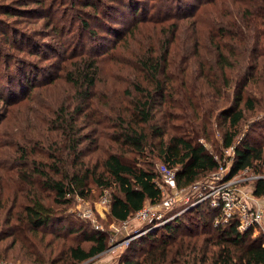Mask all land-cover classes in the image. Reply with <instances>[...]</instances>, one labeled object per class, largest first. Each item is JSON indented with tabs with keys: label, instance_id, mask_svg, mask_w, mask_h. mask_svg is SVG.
Listing matches in <instances>:
<instances>
[{
	"label": "trees",
	"instance_id": "obj_1",
	"mask_svg": "<svg viewBox=\"0 0 264 264\" xmlns=\"http://www.w3.org/2000/svg\"><path fill=\"white\" fill-rule=\"evenodd\" d=\"M175 1L183 3L176 23L148 36L139 26L147 19L129 28L137 74L121 90L119 97L129 99L122 108L107 103L105 112H90L99 83L96 58L65 67L63 80L75 90L76 104L70 111L65 103L50 111L52 118L44 122L49 134H41L49 157L25 161L19 179L31 189L21 201L13 200L0 221L2 238L11 237L10 249L18 247L29 263L81 264L104 252L102 232L91 228L85 236L83 224L70 225L54 209L68 206L75 197L87 199L92 187L101 193L112 190L109 217L125 222L146 202L161 201L162 179L155 162L173 170L176 187L186 189L214 174L222 153L232 148L226 178L244 170L259 175L249 192L264 197V0ZM7 5H0V17L18 19L23 5L12 11ZM0 33V39H8L3 28ZM182 59L185 67L179 70ZM175 121L184 126L175 127ZM90 126L95 127L92 135L83 133ZM215 132L220 145L213 140ZM86 141L102 156L85 160L80 147ZM202 141L212 142L213 151ZM51 143L60 147L52 151ZM17 153L28 155L25 150ZM127 153L133 158H125ZM201 205L147 232L144 247L133 242L118 264H264V235L254 238L253 228L239 230L236 216L223 222L219 208ZM80 231L85 239L77 243ZM85 241L89 246L80 245Z\"/></svg>",
	"mask_w": 264,
	"mask_h": 264
},
{
	"label": "rangeland",
	"instance_id": "obj_2",
	"mask_svg": "<svg viewBox=\"0 0 264 264\" xmlns=\"http://www.w3.org/2000/svg\"><path fill=\"white\" fill-rule=\"evenodd\" d=\"M6 4H9L7 6L11 11L21 5L23 7L17 10L20 13L18 19L7 17L6 21V17H0L3 20L0 28L4 29L8 38L0 39V98L5 99L4 104L0 103V221L13 200L21 201L24 193L31 189L19 179V171L25 161L44 162L49 157L50 147L45 144L41 134L44 137L49 134L44 122L52 118L50 111L61 103L67 104L70 111L76 104L75 90L63 80L65 67L71 68L72 62L84 57L96 58L99 83L94 92L96 106L90 112H105L107 103L114 108H122L129 99L119 97L121 90L126 79L137 74L134 69L136 59L132 55L134 37L129 28L137 20L147 19L150 22L139 24L147 36L152 30L159 31L162 26L177 22L175 14L183 3L175 0H0V5ZM166 18L169 21L163 23ZM1 36L3 34L0 33ZM10 39L13 43L6 45L5 42ZM177 65L179 70L185 67L184 59ZM1 112L5 118L3 121ZM83 121V117L80 118L79 124ZM173 125L178 128L184 126L176 121ZM94 128L90 126L83 133L92 135ZM213 140L220 145L218 132H215ZM15 142L18 144L17 149H14ZM57 142L60 144L59 140ZM202 142L208 150L213 151L212 142ZM56 143H51L52 151L60 147ZM88 146L86 141L80 147L84 149L85 160H96L99 155L102 156L101 152ZM113 146L115 152L119 153L116 145ZM16 150H25L28 155L17 153ZM228 150L222 153L221 160L225 172L231 165L232 154ZM217 156L220 154L217 153ZM125 158L130 160L133 155L127 153ZM155 163L158 171L161 163ZM239 175L243 178L259 176L246 170ZM212 179L213 174L201 178L186 189H179L178 200L171 210L155 207L151 212L162 216L189 212L205 202L199 200L208 192ZM250 182L245 181L240 185L246 193L250 191ZM111 193L112 190L101 193L100 189L92 187L87 199L75 197L68 206L54 209L66 216L70 225L83 224L87 233L85 236L89 235L91 228L98 227L106 238L104 252L81 264H118L133 242H140L139 245L144 247L141 240L145 233L142 231L158 221L141 222L135 219V214L127 220V224L111 220L108 209ZM41 194L48 196V193ZM257 200L264 202V197ZM145 206L149 207L150 204L146 202ZM155 226L159 225L156 223ZM80 232L72 233L70 238L78 233L79 239L76 241L79 243L85 239L84 231ZM134 235L136 237L131 239ZM262 235L264 221L261 227L253 229L252 236L257 238ZM2 236L0 232V264H31L18 254V247L10 249L11 237ZM80 245L87 247L89 243L85 241Z\"/></svg>",
	"mask_w": 264,
	"mask_h": 264
},
{
	"label": "built area",
	"instance_id": "obj_3",
	"mask_svg": "<svg viewBox=\"0 0 264 264\" xmlns=\"http://www.w3.org/2000/svg\"><path fill=\"white\" fill-rule=\"evenodd\" d=\"M228 151H232L229 148ZM227 152V151H226ZM227 172L225 168L221 165L219 169L213 174L212 185L209 186L208 192L199 200L209 202L211 207L219 208L221 210V221L226 222L229 218L236 216L239 220V230H244L247 228H259L264 221V204H262L252 195L246 193V191L240 187L245 181H253L259 179L260 176H250L243 178L242 175L226 178ZM159 174L162 179V184L160 185L162 202L159 204L152 205L149 207L144 206L143 209L135 214V219L139 221L154 222V219L158 221L153 223L152 226L146 227L142 233H147L156 227L164 225L166 222L174 219L179 215L173 214L162 216L160 214H155L151 212L153 208L161 207L165 211L171 210L179 197V189L175 184V173L173 170L167 168L165 165H160ZM261 204V205H260ZM218 222V221H217ZM127 224V221L121 222ZM147 223V224H148ZM159 226H155V224ZM98 230L99 228L96 227ZM136 236H132L134 239ZM90 264H98L92 262Z\"/></svg>",
	"mask_w": 264,
	"mask_h": 264
},
{
	"label": "crops",
	"instance_id": "obj_4",
	"mask_svg": "<svg viewBox=\"0 0 264 264\" xmlns=\"http://www.w3.org/2000/svg\"><path fill=\"white\" fill-rule=\"evenodd\" d=\"M262 204H264V202H261ZM146 205V204H145Z\"/></svg>",
	"mask_w": 264,
	"mask_h": 264
}]
</instances>
